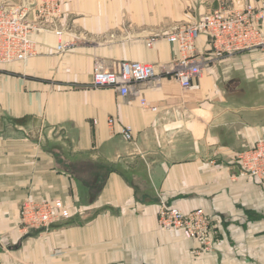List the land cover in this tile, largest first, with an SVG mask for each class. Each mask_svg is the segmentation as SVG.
<instances>
[{
  "label": "crops",
  "instance_id": "crops-1",
  "mask_svg": "<svg viewBox=\"0 0 264 264\" xmlns=\"http://www.w3.org/2000/svg\"><path fill=\"white\" fill-rule=\"evenodd\" d=\"M61 1L73 49L59 54L55 34L37 33L36 57L0 66V264H264V189L237 162L264 137V51L222 56L202 36L204 71L182 90L172 75L178 47L164 38L147 46L209 9L264 0ZM100 61L113 71L152 64L157 75L121 96L93 87ZM28 196L61 200L72 216L23 232ZM160 201L203 209L218 232L214 250L163 231Z\"/></svg>",
  "mask_w": 264,
  "mask_h": 264
},
{
  "label": "built area",
  "instance_id": "built-area-1",
  "mask_svg": "<svg viewBox=\"0 0 264 264\" xmlns=\"http://www.w3.org/2000/svg\"><path fill=\"white\" fill-rule=\"evenodd\" d=\"M62 18L61 0H34L26 5L1 4L0 66L24 64L36 57L38 49L33 35L37 33L55 34L58 39L56 51L59 54L72 50L74 43L63 39ZM202 36L208 39L211 49L222 56L264 51V3L259 6L246 3L240 8L222 4L218 8L207 10L198 21L184 25L172 34L149 38V48L162 38L178 47L179 57L173 62L172 75L182 90L192 89L204 71L205 60L198 54L196 47ZM156 75L152 64L122 62L113 71L100 61L94 65L92 85L94 88H112L121 96H128L135 84L154 80ZM141 104L149 107L145 100ZM150 109L156 111L154 107ZM117 122L116 118L110 117L107 120L108 127L113 130ZM121 133L128 141L133 139L130 126H122ZM237 162L243 173L264 189V137L253 148L240 152ZM71 216V208L63 201H46L31 196L22 202L19 210L23 232L46 231ZM158 222L163 231L199 242L207 252L214 250L218 242V232L212 228L211 220L203 209L185 213L165 201H160Z\"/></svg>",
  "mask_w": 264,
  "mask_h": 264
},
{
  "label": "rangeland",
  "instance_id": "rangeland-1",
  "mask_svg": "<svg viewBox=\"0 0 264 264\" xmlns=\"http://www.w3.org/2000/svg\"><path fill=\"white\" fill-rule=\"evenodd\" d=\"M68 41H70V40H68ZM70 42H73V41H70ZM74 43V42H73ZM75 46V45H74ZM20 229H21V227H20Z\"/></svg>",
  "mask_w": 264,
  "mask_h": 264
}]
</instances>
